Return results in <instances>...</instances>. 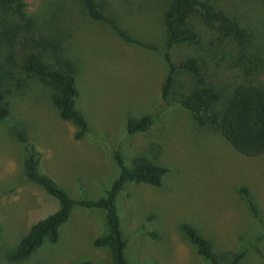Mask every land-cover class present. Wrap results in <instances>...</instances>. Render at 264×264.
I'll return each mask as SVG.
<instances>
[{"label": "rangeland", "instance_id": "1", "mask_svg": "<svg viewBox=\"0 0 264 264\" xmlns=\"http://www.w3.org/2000/svg\"><path fill=\"white\" fill-rule=\"evenodd\" d=\"M21 1L32 14L45 2ZM103 1L128 33L157 45L158 50L126 45L76 9L79 15L72 41L80 63L77 107L91 129L79 141L73 138L75 127L61 120L52 104L54 88L28 75L20 57L0 37V90L10 108V115L0 124V264L111 262L107 246L93 247V241L107 233L105 213L79 206L60 227L56 244L44 242L27 261L11 260L32 225L59 208L54 198L27 181L29 149L36 154L40 173L77 202L105 197L119 175L117 153L128 167L133 158L142 156L169 170L161 189L130 183L119 195L128 264H209L182 233V224L195 227L215 250L247 251L240 264H264V155L238 154L211 127L199 128L190 113L161 102L160 88L167 73L163 22L170 0ZM206 1L249 31L253 48L258 49L251 50V57L264 60V0ZM68 4L78 6L76 1ZM213 38L204 33L202 44L174 47L173 63L189 56L202 59V51L212 45ZM234 49V42L225 41L221 62L212 70L221 87L243 77V69L230 62ZM203 59L216 62L211 56ZM185 79L179 74L176 82L179 85ZM253 80L264 87V65ZM219 108L220 104L213 110ZM143 115L153 118L152 127L145 134L129 135L128 119ZM242 188L249 189L257 218L239 194Z\"/></svg>", "mask_w": 264, "mask_h": 264}, {"label": "trees", "instance_id": "2", "mask_svg": "<svg viewBox=\"0 0 264 264\" xmlns=\"http://www.w3.org/2000/svg\"><path fill=\"white\" fill-rule=\"evenodd\" d=\"M66 1L45 0L39 12L32 14L21 0H0V37L20 57L22 68L28 75L45 81L54 88L52 104L60 119L75 127L73 138L79 141L91 129L86 117L77 107L81 95L78 85L80 63L72 41L77 26L75 17L79 15L76 9H81L87 20L109 29L126 45L150 51H157L158 46L147 44L128 33L110 14L103 0L68 2L72 4V1H76L77 7H70ZM163 23L166 43L163 58L167 65V73L160 88L163 106L181 107L193 116L197 127H211L238 154L245 157L263 156L264 87L254 84L253 78L261 72L264 60L251 57V50L258 49L253 48V38L249 31L238 20L206 0H170ZM204 33H210L215 38L212 39V45L202 51L205 55L202 59L189 56L186 60L173 63L171 50L174 47L202 44ZM225 41L236 44L237 49L232 51L230 62L243 69V77L240 81L228 84V87H221L213 78L217 75L212 70L221 62L220 51ZM247 45L250 52L247 51ZM210 56L212 60H216L214 64L203 59ZM179 74L185 75L186 79L185 83L178 85L176 81ZM5 96L0 90V124L10 115ZM219 104L220 108L213 110ZM153 124L154 120L150 115H143L137 119H128L126 131L131 136L145 134ZM20 139L25 142L24 136L20 135ZM114 159L119 175L105 197L96 201L77 202L51 178L40 173L36 154L29 149L25 160L27 181L54 198L59 208L52 215L32 225L17 251L10 256L11 260L16 263L27 261L44 242L56 244L60 227L69 220L73 208L79 206L105 213L107 233L95 239L93 247L107 246L111 253L109 263L87 261L80 264H128L125 258L127 241L121 230L117 205L119 195L130 183L159 190L169 170L142 156L133 158L130 167L120 153L115 154ZM239 194L246 201L254 218H257L259 212L249 189L242 188ZM1 231L0 227V237ZM181 231L196 248L198 255L209 264H240L247 254V251L215 250L213 243L190 224H182ZM150 236L157 238L153 233Z\"/></svg>", "mask_w": 264, "mask_h": 264}]
</instances>
